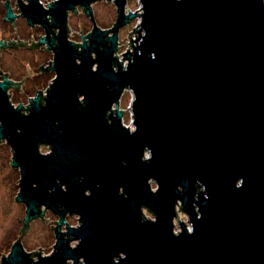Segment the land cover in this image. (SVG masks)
I'll list each match as a JSON object with an SVG mask.
<instances>
[{
    "label": "water",
    "instance_id": "1",
    "mask_svg": "<svg viewBox=\"0 0 264 264\" xmlns=\"http://www.w3.org/2000/svg\"><path fill=\"white\" fill-rule=\"evenodd\" d=\"M96 1L19 0L46 30L38 43L53 49L56 77L25 107L4 76L0 141L21 174V235L47 209L59 219L50 254L20 236L2 264H264V0H139L136 11L114 0L110 28ZM79 6L93 28L77 44L68 17Z\"/></svg>",
    "mask_w": 264,
    "mask_h": 264
},
{
    "label": "rangeland",
    "instance_id": "2",
    "mask_svg": "<svg viewBox=\"0 0 264 264\" xmlns=\"http://www.w3.org/2000/svg\"><path fill=\"white\" fill-rule=\"evenodd\" d=\"M14 3L16 0H13ZM52 0H42V2L46 5L48 2ZM106 2V3H105ZM95 20L103 28H110L115 22L117 17V8L114 0H99L93 3ZM140 3L139 0H128L127 9L132 11H136L139 9ZM68 24L70 27V38L74 41H80L81 37L78 34H86L93 28V23L90 20L89 16H86L82 13V9L79 7L76 11V14L73 12H69ZM113 20V21H112ZM139 17L133 18L127 25L123 26L120 29L119 33V44L120 48L118 51V55L120 59L123 58V54L129 46V32L133 30V27L139 24ZM14 26L16 31H14L13 27L4 21L3 12H0V36L1 37H22L23 39L31 38L32 35L41 33V30L37 28L29 27L27 22L22 18H16L14 22ZM81 31V32H80ZM132 38L135 37V33H131ZM13 54L18 56L20 59L26 60L27 57H31L32 53L25 49H19L14 53H3V57L12 58ZM9 55V56H8ZM24 74L20 75L23 76ZM49 86H23L22 90L18 88H11L9 90V94L11 96L12 102L17 106L20 103L26 107L29 103V97L35 96V94L40 90L46 92V88ZM37 89V90H36ZM133 98V94L129 90H125L121 101L120 107L124 109V117L123 122L126 125L131 126L132 115L130 110L131 101ZM129 107V108H128ZM42 152L49 151V146L42 145ZM12 147L6 141H0V264H2L1 258L4 253L7 255L11 249L12 244L16 241L20 236L23 242L25 249L29 252L34 250L40 251L43 255L50 254L53 250L56 237L54 228L51 226L56 225L54 220H58L59 216L47 209L43 216L44 219H49L45 222L41 217H38L31 221L30 227L24 235H21V227H23V218L26 215V204L23 202H19L16 200V196L20 189L19 181L21 178L19 168L13 166L11 164L12 161ZM152 187L155 188L156 184L152 182ZM145 214L149 218H153V214L150 213L147 209H145ZM178 216L180 220L187 221V215L179 209ZM67 220L72 225L78 224V215H67ZM178 223V224H177ZM189 225L188 222H185ZM175 229L179 230L180 224L178 219L175 221ZM40 247V248H39Z\"/></svg>",
    "mask_w": 264,
    "mask_h": 264
},
{
    "label": "flooded vegetation",
    "instance_id": "3",
    "mask_svg": "<svg viewBox=\"0 0 264 264\" xmlns=\"http://www.w3.org/2000/svg\"><path fill=\"white\" fill-rule=\"evenodd\" d=\"M9 1H10L13 12L16 14L15 19L13 21L6 19L7 0H0V12L1 11L3 12L4 21L9 23L13 27L14 31H16L14 28V22L16 18L24 19L27 22V24H28V21L25 17L22 16V10L20 9L19 0H16L15 3L13 0H9ZM22 2L27 3V0H22ZM80 8L83 9L82 7ZM29 27L37 28L38 30H41L42 32L32 35L31 38H27V39H23L22 37L21 38L20 37H17V38L8 37L7 38V37L0 36V40H3L7 43V46L5 47L0 46V81L3 80L4 76H7L10 80L18 83V86H20L18 89L23 88V86H50L51 83L53 82V79L56 77V72L52 68L53 61H54L53 49L49 48L48 44L38 43L40 38L46 35L45 28L39 23H36L35 25H32V26L29 25ZM55 32H58V29H55ZM86 34H82L81 40L75 41V42H77V44L81 43L83 41L82 36ZM51 36L53 37L54 34H52ZM69 39H71L70 35H69ZM19 49H25L29 51L30 53H32L31 57L29 58L27 57V59L24 60V59H20L15 54H13L12 58H8V59L2 56L3 53L5 52L14 53V52H17V50ZM22 74L24 75L20 76ZM10 89L11 88L8 89V92ZM38 92L35 94V96L38 94ZM156 188L157 187H155L154 189Z\"/></svg>",
    "mask_w": 264,
    "mask_h": 264
}]
</instances>
